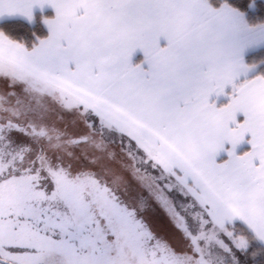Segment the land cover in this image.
Listing matches in <instances>:
<instances>
[{
	"label": "snow or ice",
	"instance_id": "snow-or-ice-1",
	"mask_svg": "<svg viewBox=\"0 0 264 264\" xmlns=\"http://www.w3.org/2000/svg\"><path fill=\"white\" fill-rule=\"evenodd\" d=\"M0 264H264V0H0Z\"/></svg>",
	"mask_w": 264,
	"mask_h": 264
},
{
	"label": "rangeland",
	"instance_id": "rangeland-1",
	"mask_svg": "<svg viewBox=\"0 0 264 264\" xmlns=\"http://www.w3.org/2000/svg\"><path fill=\"white\" fill-rule=\"evenodd\" d=\"M156 223H157V226L159 227V228H161V229H164V228H166V220L163 218V216H160L158 219H157V221H156Z\"/></svg>",
	"mask_w": 264,
	"mask_h": 264
},
{
	"label": "trees",
	"instance_id": "trees-1",
	"mask_svg": "<svg viewBox=\"0 0 264 264\" xmlns=\"http://www.w3.org/2000/svg\"><path fill=\"white\" fill-rule=\"evenodd\" d=\"M49 14H52L51 12H49Z\"/></svg>",
	"mask_w": 264,
	"mask_h": 264
},
{
	"label": "crops",
	"instance_id": "crops-1",
	"mask_svg": "<svg viewBox=\"0 0 264 264\" xmlns=\"http://www.w3.org/2000/svg\"><path fill=\"white\" fill-rule=\"evenodd\" d=\"M49 12H51V10H49Z\"/></svg>",
	"mask_w": 264,
	"mask_h": 264
}]
</instances>
